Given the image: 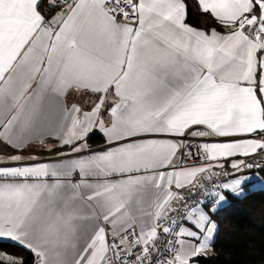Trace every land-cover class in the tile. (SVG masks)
<instances>
[{
  "label": "snow or ice",
  "instance_id": "6c2138e0",
  "mask_svg": "<svg viewBox=\"0 0 264 264\" xmlns=\"http://www.w3.org/2000/svg\"><path fill=\"white\" fill-rule=\"evenodd\" d=\"M258 189L264 0H0V264H202Z\"/></svg>",
  "mask_w": 264,
  "mask_h": 264
},
{
  "label": "trees",
  "instance_id": "16d2710c",
  "mask_svg": "<svg viewBox=\"0 0 264 264\" xmlns=\"http://www.w3.org/2000/svg\"><path fill=\"white\" fill-rule=\"evenodd\" d=\"M191 23L203 27L210 22L193 16ZM91 143L94 147L102 141ZM216 220L219 231L214 251L202 264H264V191L233 201ZM0 250L23 254L7 241L0 242Z\"/></svg>",
  "mask_w": 264,
  "mask_h": 264
},
{
  "label": "crops",
  "instance_id": "0c3cea01",
  "mask_svg": "<svg viewBox=\"0 0 264 264\" xmlns=\"http://www.w3.org/2000/svg\"><path fill=\"white\" fill-rule=\"evenodd\" d=\"M98 146H99V145H97V146H94V147H98ZM258 190H259V189H258ZM210 255H211V254H210ZM210 255H209V256H210Z\"/></svg>",
  "mask_w": 264,
  "mask_h": 264
}]
</instances>
